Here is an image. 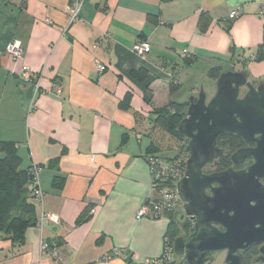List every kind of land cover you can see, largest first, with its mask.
<instances>
[{
    "label": "crops",
    "instance_id": "0c3cea01",
    "mask_svg": "<svg viewBox=\"0 0 264 264\" xmlns=\"http://www.w3.org/2000/svg\"><path fill=\"white\" fill-rule=\"evenodd\" d=\"M263 3L84 0L71 23L70 0H0V50L13 41L24 48L21 63L0 55V139L16 145L23 169L41 167L45 195L37 200L28 184L33 223L21 245L0 236V264H54L41 254L42 238L60 248V264L160 259L170 216L136 218L154 196L150 148L163 131L154 112L172 98L189 102L181 96L194 95L189 70L200 63L264 81V61L250 60L264 44ZM238 6L239 17L230 20ZM139 40L151 45L144 58L133 52ZM24 66L39 76V88L22 80ZM140 71L147 72L144 82L133 76ZM171 81L182 85L173 97ZM129 92L130 108L121 109ZM43 212L60 224L42 230Z\"/></svg>",
    "mask_w": 264,
    "mask_h": 264
},
{
    "label": "water",
    "instance_id": "95a60500",
    "mask_svg": "<svg viewBox=\"0 0 264 264\" xmlns=\"http://www.w3.org/2000/svg\"><path fill=\"white\" fill-rule=\"evenodd\" d=\"M249 79L247 70L224 71L216 80L215 93L210 99L202 84L197 97H187V115L180 122L178 132L189 140L185 149L189 158L184 176L177 183V192L185 215L194 223V231L187 238L174 241V254L182 258L179 264H207L214 254L224 251L228 252L225 264H238L233 262L234 252L243 248L245 210L251 207V201H257L256 194L248 190H258L259 183L245 172L230 169L205 175L203 168L223 152L218 140L224 134L257 144L256 149L240 150L233 156L235 160L245 154L253 155L256 164L251 173L264 162V82L256 87ZM243 88L247 92L241 97ZM215 183L220 187L213 190L214 196L206 195V190ZM217 224L224 226L226 232L219 231L214 226Z\"/></svg>",
    "mask_w": 264,
    "mask_h": 264
},
{
    "label": "trees",
    "instance_id": "16d2710c",
    "mask_svg": "<svg viewBox=\"0 0 264 264\" xmlns=\"http://www.w3.org/2000/svg\"><path fill=\"white\" fill-rule=\"evenodd\" d=\"M163 2H171L172 0H162ZM149 22L153 24L159 23V17L156 15L149 16ZM264 44L262 45V47ZM262 47L257 54L253 56L252 61H264V56H260ZM191 61V60H190ZM189 60L186 64H191ZM225 68L221 65L212 67L209 71L210 78L217 80ZM134 77L139 78L143 82L147 79V72L140 71L133 73ZM182 89V85L176 81H171L170 94L175 96L179 90ZM132 93H127L124 99L120 102V108L128 110L132 101ZM189 102H178L175 99H171L166 107L155 110V118L153 123L161 128L172 139L183 141L185 138L178 132V126L180 122L186 117ZM237 140V139H236ZM230 150H235L238 146L237 141H233L229 145ZM152 158L158 157L167 164H170L169 160L175 158H168L161 156V148L158 145L150 148ZM150 157V158H151ZM173 164V163H172ZM181 173L185 172L186 162L178 163L174 165ZM32 167L29 169L22 168V158L18 154V149L13 142L0 139V236L4 239H10L14 244L21 245L24 242L25 232L27 228L33 223L30 220L32 213L34 212V205L28 197L27 186L32 180ZM172 187H176L175 183H171ZM171 213L167 214L170 216ZM166 216V217H167ZM175 221L171 218V222L168 227L166 239L169 242L174 241V237L177 233V227ZM194 225L192 222L184 226V231L189 236L194 231ZM171 239V240H170ZM166 246V242H165ZM174 263V260L171 264Z\"/></svg>",
    "mask_w": 264,
    "mask_h": 264
},
{
    "label": "built area",
    "instance_id": "2783aa9c",
    "mask_svg": "<svg viewBox=\"0 0 264 264\" xmlns=\"http://www.w3.org/2000/svg\"><path fill=\"white\" fill-rule=\"evenodd\" d=\"M84 0H70V5L68 7V12L70 15L71 23L77 21L80 17V12ZM241 7H236L229 14L230 20H235L239 17L241 13ZM260 15L264 18V3L260 8ZM151 51V45L148 41L139 40L135 43L133 47V52L137 56L144 58ZM7 54L11 56L16 63H21L24 57V48L18 41H13L4 50H0L1 54ZM253 59V58H252ZM106 70V66L103 64L97 65V72L103 73ZM21 78L27 83H33L39 88L38 81L39 76L32 73L27 67H23ZM58 93L61 91L58 90ZM150 168L152 173V189L154 196L147 200L137 213L136 218L138 220L148 218V219H162L167 216V214L175 211L182 201L177 192V183L184 176L174 165L167 164L158 157L150 158ZM32 180L29 183V191L31 195L39 201H43L44 192L40 187L39 174L41 167L38 165L32 166ZM171 183H175L176 187H172ZM95 210L90 211V215H94ZM47 223H53L55 225L60 224V219L57 215L52 213L43 212L38 225L43 230V227ZM166 246L164 248L163 256L158 260H150L147 264H171L173 261L174 251L172 248L168 247V240H165ZM41 254L43 256L49 257L54 264H60L62 260L61 250L56 245L50 241L42 238L41 241Z\"/></svg>",
    "mask_w": 264,
    "mask_h": 264
},
{
    "label": "flooded vegetation",
    "instance_id": "af4514ba",
    "mask_svg": "<svg viewBox=\"0 0 264 264\" xmlns=\"http://www.w3.org/2000/svg\"><path fill=\"white\" fill-rule=\"evenodd\" d=\"M249 81L253 85H256L255 83L259 82L260 80L257 81L250 78ZM246 92V88L241 89V97H243ZM257 137L259 136L257 135L256 138ZM187 141L189 142V140ZM233 141H237L238 146L232 151L229 149V145L233 143ZM218 147L223 150V152L217 154L211 164L204 166L203 174H221L231 169L233 172H245L248 177L255 178L259 183L258 190H248L249 192H254L256 194L257 201H251V207L246 208L245 210L242 231L244 239V243L242 244L243 248L234 252L233 262H238V264H264V162H261L259 170H254V173H251L252 167L256 164V159L253 155L248 156L249 154H245V156L241 158H236L235 160L233 159V156L240 150L256 149L257 144H247L242 140V138L236 135L224 134L218 140ZM219 187L220 185L218 183L213 184L211 188L206 190V195L213 197V190H216ZM182 205L184 207L183 203ZM230 215L233 216L234 212H231ZM179 219V224H181L183 227L190 222L193 223L191 218L186 216L185 213L181 215ZM214 226L219 231L226 232V228L224 226L218 224ZM227 255V251L216 253L212 256L213 260L207 264H225Z\"/></svg>",
    "mask_w": 264,
    "mask_h": 264
},
{
    "label": "rangeland",
    "instance_id": "374dc122",
    "mask_svg": "<svg viewBox=\"0 0 264 264\" xmlns=\"http://www.w3.org/2000/svg\"><path fill=\"white\" fill-rule=\"evenodd\" d=\"M260 56L261 57L264 56V46L262 47ZM215 66H218V65L216 64L205 65L204 63H200L195 68L189 70L192 73L193 78L197 80V81H188V83L190 84L192 83L194 84V82L196 83L195 90H194L195 93H193L194 94L193 96H196V97L198 96L201 84L208 95V99H210L214 95L215 89H216V80L210 78L209 71L212 67H215ZM235 68H236L235 70H237L240 67L236 66ZM260 82L261 81L256 82L255 86H258ZM188 96L189 94H186L185 96H181V97L182 99L187 100ZM157 137H159V139H157L156 143L162 150L161 156L166 157L167 161H168V158L170 159L173 157L175 158L174 160H169L170 165H176L178 163H183L187 161L188 154L186 153L185 149L188 144V141L186 139L183 141L174 140L163 131L158 132ZM183 214H184V209H183L182 204H180V207L178 206V208L175 211L171 212L170 214V218H172L175 221V224H176L175 226L177 227V233H176V236L174 237V241L179 237H184V238L188 237L187 233L184 231V227L181 224H179V220H180L179 218ZM174 241L171 240V242H169L168 244L169 248L173 249ZM181 259H182L181 257L174 254L173 264H179ZM214 264H217V263H214Z\"/></svg>",
    "mask_w": 264,
    "mask_h": 264
}]
</instances>
